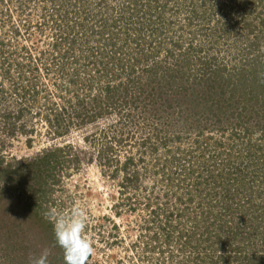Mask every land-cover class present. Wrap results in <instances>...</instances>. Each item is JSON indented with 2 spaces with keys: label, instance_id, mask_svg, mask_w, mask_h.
<instances>
[{
  "label": "rangeland",
  "instance_id": "rangeland-1",
  "mask_svg": "<svg viewBox=\"0 0 264 264\" xmlns=\"http://www.w3.org/2000/svg\"><path fill=\"white\" fill-rule=\"evenodd\" d=\"M77 205L90 264H264V0H0V264Z\"/></svg>",
  "mask_w": 264,
  "mask_h": 264
},
{
  "label": "clouds",
  "instance_id": "clouds-1",
  "mask_svg": "<svg viewBox=\"0 0 264 264\" xmlns=\"http://www.w3.org/2000/svg\"><path fill=\"white\" fill-rule=\"evenodd\" d=\"M45 217L53 225L55 245L62 249L64 264H90L95 251L92 241L83 235L87 215L78 205L70 213H46ZM48 249H42L38 257H30L29 264H49Z\"/></svg>",
  "mask_w": 264,
  "mask_h": 264
},
{
  "label": "trees",
  "instance_id": "trees-1",
  "mask_svg": "<svg viewBox=\"0 0 264 264\" xmlns=\"http://www.w3.org/2000/svg\"><path fill=\"white\" fill-rule=\"evenodd\" d=\"M63 36H59V39L62 41L63 40V38H62ZM53 59V58H52ZM213 77V76H212ZM223 90V89H222Z\"/></svg>",
  "mask_w": 264,
  "mask_h": 264
}]
</instances>
